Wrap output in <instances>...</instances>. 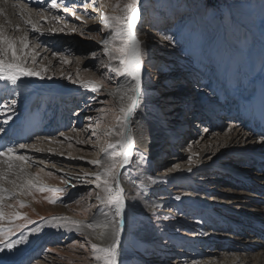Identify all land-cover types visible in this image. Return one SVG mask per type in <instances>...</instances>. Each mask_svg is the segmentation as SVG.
<instances>
[{
	"label": "rangeland",
	"instance_id": "obj_1",
	"mask_svg": "<svg viewBox=\"0 0 264 264\" xmlns=\"http://www.w3.org/2000/svg\"><path fill=\"white\" fill-rule=\"evenodd\" d=\"M1 1L2 8L9 4V8L23 7L34 14L39 33H33L18 17L21 20L19 30H9L5 34L19 38L28 31L30 47L38 54L34 67L47 66V76L52 79L47 76L43 81L36 77L24 78L18 89L19 96L8 95L5 91L0 93V104L13 98L17 100L14 112L0 109V127L5 129L0 132V143L4 147L15 145L18 154L22 153L18 147L22 143L43 149L45 155L36 159L47 165L37 166L36 162L32 167L53 175L49 185L42 184L67 187L68 191L57 193L61 199L55 204L46 201L45 197L51 195L47 192L34 191L32 196L19 198L28 206L18 210L35 222L27 224L23 234L26 236L38 227L42 230L28 235L27 241L13 250L0 252V264H95L90 246L87 251L79 247L86 243L83 236L74 230L48 227L45 221L62 216L87 223L92 214L97 213L95 207L89 213L83 211L86 205L97 204L94 197L81 205L74 203L92 191L94 185L78 182L73 177L96 170L87 161L100 157L99 149L106 140L118 139L98 140L92 136L91 129L85 130L88 125H95L101 108L106 110L101 133L107 126L115 125L118 108L103 91L105 88L99 93L86 91L63 78L61 73H71L75 77L79 72L81 79L98 82L101 76H106L109 77L104 81L106 88H116L124 80L102 63L107 57L100 41L110 35V30L100 23V12L115 14L112 8L115 0H64L69 12L49 8L51 0ZM85 4L89 6L85 8ZM101 4L105 5L103 9ZM144 5L137 34L143 42L142 72L147 82L142 86L141 108L132 118L130 128L134 138H138L145 115L141 110L147 113L153 110L165 119L173 136L168 138L158 156L152 157L135 148L133 163L121 169L128 173L121 179L130 188L128 202L135 206L137 236V241L130 243L126 228L122 236L121 264H202L203 261L220 262L229 254L241 258L248 254L251 263H256L260 249L264 248L261 226L264 225V191L261 188L264 187V163L260 162L264 155H256V158L249 154L247 157L234 155L226 152L232 147L223 149L225 144L219 140L231 129H239L249 134V144L240 143L239 149L264 141V132L259 131L264 127V0H144ZM92 7L94 10H90ZM72 11L81 19L77 20ZM54 15L61 17L59 22L51 19ZM59 28L64 31H58ZM72 28L76 31H71ZM167 36L172 39H165ZM61 57L69 63H62ZM29 65L33 66L30 57ZM0 84V88L5 85L4 82ZM247 103L256 107L255 114L250 112L252 108ZM8 115L12 119L3 124ZM60 133L72 139L64 140ZM44 137L64 143H49ZM89 138L90 143H76L77 139L86 141ZM224 152L221 161L214 159ZM193 153L197 155L189 164L188 157ZM199 161L204 165L195 166ZM62 176L77 186L65 185L60 179ZM165 176L172 181L158 179ZM141 183L143 186L138 187ZM147 189L156 203L150 201L151 197L146 199L147 195L143 197ZM141 194L142 205L139 202ZM237 196L243 197L241 200L247 204L234 203L241 201H233ZM197 201L198 206L194 203ZM5 204L15 205L16 198L6 200ZM203 206L211 210H204ZM131 214L132 209H129ZM3 223L7 226V221ZM20 236L17 232L10 239L18 240ZM251 236L257 237L260 248L242 245Z\"/></svg>",
	"mask_w": 264,
	"mask_h": 264
},
{
	"label": "snow or ice",
	"instance_id": "obj_2",
	"mask_svg": "<svg viewBox=\"0 0 264 264\" xmlns=\"http://www.w3.org/2000/svg\"><path fill=\"white\" fill-rule=\"evenodd\" d=\"M89 5L85 4L87 8ZM51 9H63L64 12H69L70 9L64 3V0H51L48 5ZM73 8L75 5L72 6ZM104 4L100 5L103 9ZM144 0H115L112 8L115 14L109 15L104 11L100 12V23L104 29L110 30V35L101 40L103 46V54L107 57V61L102 63L111 73L116 77H123V83H120L116 88H106L104 81L109 77L101 76L99 82L92 79H81L79 72L73 77L71 73L64 75L63 78L77 84L79 87L92 93H99L102 88H105L108 95L113 98L118 108V114L115 115V125H109L104 128L103 120L106 118V110L101 108L98 111L101 113L96 118L95 125H88L85 130L91 129L92 136L97 139L104 137H118V139L106 140L103 146L100 147V157L93 160H88L87 163L91 164L96 170L91 172H84L73 177L78 182L94 185L92 191L86 193L80 199L74 200V203L81 205L86 200L95 198L97 204L86 205L83 208L85 213H89L93 207L97 209V213L92 214L90 222L71 220L68 217L54 216L45 221V225L52 228H63L68 231H75L85 238L86 243L79 244L81 249L88 250L87 246L91 249V259L95 264H121L120 256L122 251V234L127 233L130 236V243L137 241L135 229V206L128 202L125 188L122 184V177H127V172H121V169L133 163V149L135 148V140L132 134L130 125L132 118L135 116L138 109L141 108L143 100L142 89V71H143V57L144 49L143 42L139 39L137 34V26L142 22L143 13L142 8ZM3 9H0V13ZM31 10H28L27 15L31 17ZM72 15L77 20L81 17L72 11ZM46 19V18H45ZM52 20L59 22L61 17L54 15ZM31 28L33 33H39L40 27L38 22L29 19L24 21ZM67 27V25H65ZM16 30H19V25H16ZM64 31V28L57 29ZM53 31V29H48ZM71 31H76L72 28ZM42 34V33H41ZM89 38H92L91 36ZM171 40L172 37H165ZM37 53L34 48L30 47L29 33L24 31L23 35L19 38H13L5 34V28L0 25V82H4L6 88L5 93L12 96H19L20 83L24 78L36 77L41 80L45 79L48 73V67L43 66L37 69L34 65L37 63ZM56 55V54H54ZM95 57L96 53H92ZM29 57L31 58V65H29ZM45 59H47L45 57ZM62 63H69L65 57H61ZM87 70V69H86ZM52 79V76H47ZM94 99V97H93ZM17 100L15 98L0 104V109L7 112H14ZM104 103H111L105 101ZM12 119L11 115L3 121V124H8ZM91 119V118H90ZM5 129L0 127V132ZM207 131V129H205ZM64 140H71V137L60 133ZM49 143L62 144L64 141L56 140L50 137H44ZM91 138L86 141L76 140L77 144L90 143ZM71 146V145H70ZM19 149L32 148L36 151H43V149L36 148L35 144H19ZM191 150V146L189 147ZM52 152V149H48ZM63 155V153H60ZM193 153L188 157V163H193ZM74 159L83 160L84 157H73ZM31 157L23 154H18L16 146H5L0 150V165H6L0 168V252L5 249L11 251L16 245L24 244L27 241V236L23 234V229L27 224L35 223L27 216L23 215L18 209L27 207L25 201L19 199L21 196H32L33 192L51 193L45 199L50 204L57 203L61 197L57 193H67L68 188L49 187L39 183V175L32 174L27 171L31 167ZM144 157L141 156L140 160ZM140 161H137L139 164ZM43 164L44 161H39ZM174 168H179V165H174ZM170 169L169 171H171ZM43 171V169H41ZM191 171V168H189ZM45 175L52 176L53 173L47 172ZM71 176V174H68ZM62 183L71 185L75 188L77 185L71 183L70 179L60 177ZM4 181H7L11 188L4 186ZM154 182V181H153ZM132 183H135L133 180ZM143 186L138 185V187ZM139 195V193H137ZM16 198V204H5L6 200ZM180 199V197H176ZM66 207L68 205H65ZM12 209L11 212H6L5 209ZM129 209H132L131 216ZM43 219V218H41ZM23 220L24 223H15V221ZM7 221V226L4 225ZM42 227L32 229V232H39ZM90 230V231H89ZM17 232L21 233L18 240L10 239L11 236ZM96 241H99L97 243ZM76 242H74L75 244ZM70 245L69 247H72Z\"/></svg>",
	"mask_w": 264,
	"mask_h": 264
},
{
	"label": "bare ground",
	"instance_id": "obj_3",
	"mask_svg": "<svg viewBox=\"0 0 264 264\" xmlns=\"http://www.w3.org/2000/svg\"><path fill=\"white\" fill-rule=\"evenodd\" d=\"M1 3H3V1L0 0V9H3V12L1 13L2 16L0 17V25H6V24H8L7 26H4L5 32H9V30L16 29V25H19V27H20V25H21V22L20 21L21 20H24L25 21L26 19H29L30 18L31 20L35 21L34 14L32 12H31L32 13L31 14V17H29L27 15V13H28V10L27 9H25L23 7H19L17 9H13L12 7L9 8V4L6 7L2 8L1 7ZM90 10H94V8L92 7V9H90ZM18 17L21 20H19ZM41 81H43V80H41ZM123 81L121 83H123ZM146 82H147L146 77L144 76V73L142 72V86ZM1 85L2 84H0V86ZM1 88H0L1 89L0 93L2 94L3 91H4V89L6 88V85L2 86ZM103 91L105 93H107L106 89H104ZM141 111L145 114L144 115V124L142 126L143 128H142V132H141L140 136L138 138H134V140H135V148H138V149H140V150H142V151H144L146 153L147 152L150 153L152 155V157L153 156H156V155L158 156V155H160L162 153L163 147L165 146V143L168 140V138L169 137H172L173 134L171 133V129H168L166 127V125H165V119L162 118V116L159 113H157L156 111H153V110L149 111L148 113L145 110H141ZM258 117H259V115H258ZM210 122H211V120L209 121V123ZM262 129L264 130V127H262ZM28 137H30V136H28ZM248 138H249V134H246L245 132H243V131H241L239 129H231V131H228L227 133H225L224 135H222L220 137L219 142H223V144H225V146L223 147V149H225L227 147H232V149H229L226 152H228V151L229 152H232L231 154H234V155L235 154H237V155L238 154H243V155H245L247 157V154H249V157H252V158H254V157L256 158V155H259V154L264 155V153H263V151H264V141H261L262 144H255L254 147L251 146L249 148H245L244 150L239 149L238 144L242 143L243 146L249 144V143H247L248 142ZM41 142H43V141H41ZM3 144H4V142H3ZM1 147H2V149L4 147V146H2V143H0V148ZM135 148L133 149V152H134ZM223 149H221L220 151H222ZM44 150H45V148H44ZM44 152L43 151H36V150H34L32 148H27V149H22V153L21 154L27 155V156L33 158L30 161L31 167L27 168V171L29 173L34 174V175L35 174H38L39 175V181H38L39 183H45V184L48 183V185H49L51 183V181H52V177L51 176H48V175H45L46 172L40 171L41 169L36 171L32 167V164H34L36 162H37V166L40 164L38 162L41 161V160H37L36 158L45 155ZM226 152H224L222 154H219L218 153L219 155L217 154L214 157V159L216 158L217 161H219V160L221 161L222 158H223L222 156ZM34 159H36V160H34ZM260 162L261 163H264V160H260ZM46 165H47V163L44 162L41 165V167L42 166H46ZM201 165L203 166L204 163L202 161H199L198 164L195 165V166H201ZM4 167H6V165H0V168H4ZM197 169H199V168H197ZM39 173H42V176ZM158 179L163 180L165 182H171L172 181V178L171 177H168V176H165L163 178H158ZM158 179H157V181H158ZM2 183H4V186L5 187L11 188V185L7 181H4ZM122 184H123V187L125 188L126 195L128 197L130 188H127L123 182H122ZM261 188L264 191V187H261ZM145 195L148 196V198L146 196V199H149V197H151L150 198V201H152V203L155 202V201L153 202V198H152L150 192L148 191V189L145 191L143 197H145ZM21 197L22 198H27V195L21 196ZM143 197H142V194H141V197L139 199V202H141V205H142V202L144 200ZM242 198L243 197H238L237 196V197H234L233 201H235V200L239 201ZM246 198L248 200L250 199V197H246ZM194 203L196 204V206L200 205L198 203V201L197 202H194ZM201 203L204 204V202H201ZM234 203H236L238 205H245V204H247V202L244 201V200H241L239 202H236L235 201ZM207 206L208 207H211L210 204H207ZM208 207L203 206V209L210 211L211 209H209ZM263 217H264V210H263ZM261 226H262V228L264 230V225H261ZM35 233L31 231L28 234H26V236L33 235ZM96 242L99 243V241H96ZM236 244L238 245L239 243H236ZM259 244H260V242L257 240V237H253V236H251V238L249 240H245V243H242V245H244L245 247L247 246L249 248L250 247L260 248L259 247ZM260 250H261L260 251L261 252V255L257 259V262L256 263H251V261L249 260V258L251 256L248 255V254H246L245 256H243L244 258L238 257V255H236V254H229V256L224 257V259L222 261H220V262H218V261H211V262H209V261H206V262L203 261L202 264H264V248L263 249L261 248ZM256 257H257V255L256 256H253V260H255Z\"/></svg>",
	"mask_w": 264,
	"mask_h": 264
},
{
	"label": "water",
	"instance_id": "obj_4",
	"mask_svg": "<svg viewBox=\"0 0 264 264\" xmlns=\"http://www.w3.org/2000/svg\"><path fill=\"white\" fill-rule=\"evenodd\" d=\"M125 167H127V166H125ZM125 167H124V168H125ZM122 169H123V168H122ZM122 236H123V234H122Z\"/></svg>",
	"mask_w": 264,
	"mask_h": 264
}]
</instances>
